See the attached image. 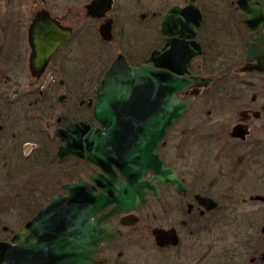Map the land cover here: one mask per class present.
I'll return each instance as SVG.
<instances>
[{
  "label": "water",
  "instance_id": "water-1",
  "mask_svg": "<svg viewBox=\"0 0 264 264\" xmlns=\"http://www.w3.org/2000/svg\"><path fill=\"white\" fill-rule=\"evenodd\" d=\"M197 1L186 0L185 6H174L163 16L160 32L166 44L162 51L152 52L147 61L151 65L132 68L119 56L105 73L92 103L93 118L104 129L68 120L66 128L57 131L60 160L75 156L101 173L90 178L92 183L80 177L64 185L66 195L54 197L10 241L0 242V264H100L95 258L99 246L116 236L103 226L108 219L145 206L147 192L159 198L157 184L187 193L181 174L166 165L161 144L190 110L191 101L180 94L195 85L203 89L215 83L191 77L188 70L192 60L202 55L196 42V30L202 24ZM113 2L94 0L86 7L88 16L104 18ZM237 5L247 27L260 35L253 40L262 42L264 0H239ZM112 32V20L99 29L104 42L113 40ZM72 35V28L62 26L48 12L37 14L29 30L33 78L41 79L54 54ZM255 57L259 54L250 49L248 62ZM254 69L264 72V58ZM149 173L152 176L147 180ZM196 200L207 210L216 208L209 198L196 196ZM99 214L102 217L94 220ZM162 234L158 233V241Z\"/></svg>",
  "mask_w": 264,
  "mask_h": 264
},
{
  "label": "flooded vegetation",
  "instance_id": "flooded-vegetation-1",
  "mask_svg": "<svg viewBox=\"0 0 264 264\" xmlns=\"http://www.w3.org/2000/svg\"><path fill=\"white\" fill-rule=\"evenodd\" d=\"M231 1H234L233 4H237L238 0ZM47 2L48 0L41 1L43 7L31 16L29 25L26 28V22H23L22 19L21 1L0 0L3 9L0 14V68L2 69L0 84L4 85V88L2 86V89H0V146L6 145L1 140V135L7 123L6 119L8 116L13 115L12 110L24 107L26 94H33V99L36 100L38 105H41V103L46 105L47 100L51 102L53 94L55 95L54 91L51 92L48 88L51 82L43 88L40 87V81L45 78L47 71L40 80L32 78L29 71L30 90L21 92L19 87V83L23 78V70L27 67L29 69L30 66L32 50L29 44L28 31L36 13L45 9L62 25L69 26L45 7ZM33 3L38 8L37 0ZM15 4L19 6L16 7ZM11 5L13 6L11 7ZM108 17L109 15L103 20V23L108 21ZM110 18L114 20V39L109 43L101 42L102 49L103 46H107L106 44L115 42L116 20L114 17ZM200 33H202L201 28L198 30L196 37V42L202 48V55L197 57L199 60L202 59L205 52L204 45L200 40ZM234 33L246 36L244 40L245 50L239 55L238 59L235 58V61L232 62V71L229 73L230 75L235 74L237 76L240 74L244 76L241 79L233 77L234 80L239 81H236V84L232 87L238 92L236 94L218 92L211 95L194 86L182 93L180 97L192 101L193 107L194 101L196 102L198 98L205 95L207 101L210 100L207 102L210 109L218 114L216 117L225 119V122L222 119H216L210 127L211 130L206 125L207 130L198 135V139L204 142L213 154L211 159L213 162L211 163L216 167H220V172H213L215 177L211 179L213 181L228 179L230 181H247L254 186H264V84L259 83V80L263 81L264 73L254 69L258 66L260 59L264 58V53H261L264 50V30L262 31V42H255L253 36L260 37V35L248 28L235 30ZM77 35L78 32L74 31V39ZM70 41L72 40H69L55 53L47 68V70L55 68L59 75H66L64 78L68 81L69 78L72 79L69 76L71 73L68 68V63L71 61L68 50ZM250 49L254 52V55L258 56L259 54V57H255L251 62H248ZM197 58L192 60L188 69L192 77L202 76L203 74L200 71L201 63L197 65V68L194 65ZM128 62L130 63V61ZM145 64H147V60L142 64L134 65L130 63L134 68ZM251 75H255L257 79ZM229 76L226 78H229ZM102 77L94 81V87L88 91V95H83V87L80 85L77 89L70 87L67 95L63 94L57 99L60 104L65 103L67 105L71 97L77 100L88 99L87 108L90 110L91 118L89 117L86 123L90 126L95 124L100 129L104 128L101 124L95 122L91 102L96 97V90L102 81ZM80 83H84L83 79ZM59 87L60 89H67V81L62 80L59 82ZM225 88L228 89L229 86H225ZM51 106L55 107L56 105L51 104ZM77 110V108L71 109V111ZM66 122L65 125L55 129L54 135L58 130L66 128ZM162 154L166 165L181 174V178L187 187V193L180 194L170 186L157 184L159 198L147 192L145 196L147 204L145 206L108 219L103 226L108 227L109 233L116 236L111 241L104 242L99 246V251L95 255L97 261L100 264H246L258 234L248 236L249 226L244 218L247 220L249 216L243 215L244 223L242 224L236 217H233V213L234 215L237 213L239 204L236 197L242 196V189H236L237 184L234 182H231L224 189H217L216 185V188L209 191L198 189L195 182L210 179L209 173L205 170L202 173L200 171L196 172L197 174L193 173L191 177L195 179V182L191 179L188 183L183 169L164 156L163 145ZM85 166L86 171L89 170V172L83 171L82 174L74 178L73 182L68 184L76 183L80 177L87 182H91L90 178L100 173V169L94 166ZM151 176L152 174L149 173L145 179L149 180ZM118 178L125 182L121 174H118ZM232 184L234 185L232 186ZM59 194L65 195L63 190ZM196 196L211 199L216 204V208L207 210L205 207L200 206ZM257 196H253L251 200L264 204V202L253 199ZM111 209H107L104 214H109ZM101 217L102 214H99L94 220ZM253 219L251 222L252 227L259 222L258 219L255 221ZM260 224L261 222L257 224V227ZM235 229L241 230L244 239L239 240L238 236L240 235L235 232ZM158 233H163L160 241H158Z\"/></svg>",
  "mask_w": 264,
  "mask_h": 264
},
{
  "label": "rangeland",
  "instance_id": "rangeland-1",
  "mask_svg": "<svg viewBox=\"0 0 264 264\" xmlns=\"http://www.w3.org/2000/svg\"><path fill=\"white\" fill-rule=\"evenodd\" d=\"M21 1V12L23 13L22 19L23 22H26V28L29 25V19L33 14L41 9L42 0H37L38 8L35 7V0H20ZM90 0H83L74 2L73 0H48L46 8L50 12L60 18L66 25L72 26L76 32H78L77 37L70 43L68 50L70 52L69 59L71 60L68 63V68L70 70L71 80L69 81L64 78L66 75H59L56 69L49 68L46 72V76L43 80L40 81V87L46 86L48 84L49 90L54 91L51 102L47 100L46 105L50 106L55 104L56 115L64 116L66 115L71 108H68L67 104H59L58 97L69 93V88L73 87L75 89L79 88L81 85L82 79L79 77H84L87 72H92L98 65V61L101 60L105 64L101 68H97V73L103 71V67L107 64H110L118 54L123 52L127 53L130 58L134 61L143 60L146 54L153 50L155 47H161L163 45V39L160 35V21L162 16L167 12L165 8V0H115L114 12L111 14V17H114L116 20V40L115 42L102 47H98L100 43L98 30L103 21L92 20L87 16L86 5ZM180 2V1H179ZM184 3V2H183ZM181 5H184V4ZM203 13H208L209 2L208 0H203L199 3ZM0 4V14L3 9ZM13 5H11L12 7ZM15 6H19L15 4ZM225 5H221L220 8H225ZM237 14V13H236ZM227 15H222V18H226ZM102 51V54H101ZM149 55V54H148ZM147 55V56H148ZM138 59V60H137ZM201 63V60L198 58L194 61V65L197 68V65ZM2 69L0 68V78H1ZM98 76V75H97ZM254 76L255 75H251ZM248 76V77H251ZM233 77L243 78V75L231 74L229 78L222 80L217 83L214 87L208 89V94H216L218 92H224L228 94H236L234 84L236 81ZM255 79H257L255 77ZM52 80H54L52 82ZM62 80L67 81L68 88L60 89L59 82ZM231 81V82H230ZM260 84H264V79L259 80ZM4 88L3 84H0V89ZM225 86L230 88L225 89ZM21 92H28L31 87V80L29 78V69L28 67L23 70V78L19 83ZM221 90V91H219ZM206 93V92H204ZM70 95V94H69ZM208 99L205 95L198 98L185 118L180 121L169 133L167 139L163 143V153L174 164L179 165L183 169L185 178L188 183L192 179V174H197L196 172L202 173L205 170L209 173L210 179L196 181V188L211 190L217 187V189L227 188L231 182L237 184L236 189H242V196H237L238 199V208L237 213L233 217H236L237 220L242 224L243 215L249 216L246 220V223L249 226V235L256 236L255 243L253 248H251V254L248 256L246 264H264V204L253 202L251 198L253 196H264V186L258 185L254 186L247 181H230L228 180H219L213 181L211 178L215 177L214 173L220 172V167H216L211 159L212 152L210 149L205 146V143L198 139V135L202 134L204 130H211V126L214 124L213 121L216 119H222L225 122L223 117H216L218 114L214 113L210 106L207 104ZM67 102V99L65 100ZM71 100H69L70 102ZM67 105V106H66ZM211 112V114H209ZM226 118V117H225ZM53 120H49L44 123V128L49 130L51 133L55 134V129L53 127ZM208 127H205V126ZM57 126V125H56ZM33 149L32 144H27L24 146L26 153L30 152ZM214 153V152H213ZM81 164L70 158L63 163L60 168H54L56 170L52 171L53 177H58L59 179H64V176H69V174L74 172V177L82 172H89L81 168ZM214 172V173H213ZM44 174V173H43ZM42 174V175H43ZM50 176V173H48ZM62 176V178H60ZM218 177V176H217ZM67 178V177H66ZM195 182V179H192ZM198 180V179H196ZM23 182V181H22ZM22 182L18 183L21 184ZM26 180L24 181V183ZM63 185L66 183H62ZM216 185V187H215ZM234 184H232L233 186ZM24 184H21L19 187L20 190H23L22 187ZM203 187V188H202ZM249 190V191H245ZM257 190H260L259 192ZM240 191V192H242ZM60 191L58 190V193ZM255 192V193H252ZM48 198L44 200L47 201ZM253 221L257 220L261 222L259 227H257L259 222L252 227L251 224ZM14 218H11L10 221H15ZM235 232H238L240 236L239 240L244 239V236L241 235L240 229H235ZM235 237V236H234ZM210 241V239H209ZM256 245V246H255ZM256 252V253H255Z\"/></svg>",
  "mask_w": 264,
  "mask_h": 264
},
{
  "label": "trees",
  "instance_id": "trees-1",
  "mask_svg": "<svg viewBox=\"0 0 264 264\" xmlns=\"http://www.w3.org/2000/svg\"><path fill=\"white\" fill-rule=\"evenodd\" d=\"M184 1L165 0L164 6L168 9ZM208 2V13H204L206 21L200 33V40L205 48L200 71L205 75L218 78L221 82L230 75L232 62L245 50L246 36L236 35L234 31L245 29L246 26L243 14L236 9L234 1L208 0ZM221 5L226 7L220 8ZM222 15L227 17L222 18ZM156 48L158 47L154 49ZM151 51L139 61H134L127 53H123L131 64L136 65L142 64ZM104 64L99 60L97 67L84 75V83L81 84L84 96L88 95V91L94 87L96 77L100 78L102 73H97L98 76L95 74L97 68H101ZM107 66L108 64L103 67V70ZM88 103L86 98L77 100L71 97L68 108L78 110H70L66 115L61 116L56 115L55 107L43 103L38 105L33 99V94H26L24 107L12 110L13 115L7 117L4 132L1 135V140L6 145L0 146V241L9 240L13 234L21 230L42 206L58 194V190L61 192L63 182H72L76 177L73 176L74 172L66 176L67 178L64 176V179L62 176L60 177L62 179H59L51 174L56 170L54 168L59 169L65 162H60L57 158L59 141L53 133L44 128V123L53 120L52 126L58 128L65 125L66 119L87 122L88 118H91L90 110L87 108ZM26 144L33 145L29 154H26L24 150ZM73 160L82 166L88 165L76 159ZM79 174L80 171H78ZM20 182L24 184L23 190L19 188ZM46 198L48 200L44 202ZM11 218L15 221H10Z\"/></svg>",
  "mask_w": 264,
  "mask_h": 264
}]
</instances>
